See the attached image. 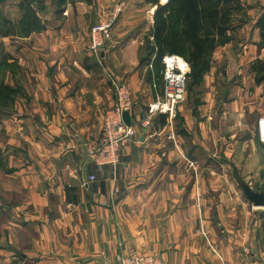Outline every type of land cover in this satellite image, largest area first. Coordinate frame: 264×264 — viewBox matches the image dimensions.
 Listing matches in <instances>:
<instances>
[{"label": "crops", "instance_id": "crops-1", "mask_svg": "<svg viewBox=\"0 0 264 264\" xmlns=\"http://www.w3.org/2000/svg\"><path fill=\"white\" fill-rule=\"evenodd\" d=\"M1 1L15 9L7 24L22 20L21 0ZM29 1L41 28L1 42L18 59L26 92L7 176L18 186L10 192L20 194L10 209L15 223L0 237V264H117L130 252L162 264L264 261V207L237 186L264 193V144L256 137L264 117V66H257L264 65L257 27L264 0H239L242 23L214 48L202 83L173 119L147 113L162 84L156 91L138 63L137 21L127 12L140 0H128L101 63L87 53L88 32L113 0H66L59 11L51 0ZM105 68L128 83L137 129L116 167L96 166L85 148L114 103Z\"/></svg>", "mask_w": 264, "mask_h": 264}, {"label": "rangeland", "instance_id": "rangeland-1", "mask_svg": "<svg viewBox=\"0 0 264 264\" xmlns=\"http://www.w3.org/2000/svg\"><path fill=\"white\" fill-rule=\"evenodd\" d=\"M234 1L236 0H212L211 3L205 4L207 7H210V8H214L216 6L219 9H224L225 11L224 13H215L214 15H212L211 19L207 21V22L212 23L217 19H221L224 22L222 25V27L224 28L222 29L223 31H221L220 36L216 33V28L211 29L212 27H210L209 29L202 27L201 30L198 32V34H201V37H205L206 33H203V32L206 31L209 36L213 37L212 40L215 41L213 44L214 47L210 50L209 54L207 55L208 56V61L206 65L207 67H205L206 69L204 70L200 78L198 79V82L197 80L194 82L192 81L193 76L191 75V73H193V71L195 70V66H193L192 63L186 60L184 57L180 55L178 56V54L176 53L172 54L168 52L167 50L161 49L155 39V35L158 32V28H159L158 26L159 20L160 19L165 20L169 16L170 11H172L176 7H179L182 4L183 0H140L139 6L136 7L134 11H132V9L135 7L134 5L136 3L132 5V8L130 9V11L127 12L130 14H127V16H132V19L136 18L135 20L137 21V23L134 26V29L138 30L139 32L138 40L140 41V48H139L140 51H138V63L140 62L141 65L148 67L146 71V76L150 79L151 82L153 80L155 84L154 89L156 91L159 90V85L162 84V91H163V77H162L163 62H162V59L164 56L175 55L179 57L184 63H186L188 67V72L185 75L184 94H183L182 100L175 106L173 110V114L169 115V113L167 114L159 113V114H150V115H165L168 119H173L176 116L178 108L180 106H183L186 103V101L190 102V99L189 97L187 98V95L188 94L191 95V93H193V90H192L193 85L196 84L195 85L196 87L194 86L193 87L197 88V84L199 85L202 83L203 76L206 73V70L210 66L211 55L213 53L214 48L218 46H224L227 43H229L232 37L231 31L235 29L237 26H240V24L242 23V21L241 23H239L238 20L244 19V16L246 13L243 7L240 11H233V10L228 11L227 8L232 6V3ZM128 3H129L128 0H113V2L109 4L107 8H103V9H107L106 13L107 12L114 13V10L120 7V12L116 13L118 15H117L115 26H113V30L116 27L123 13L127 9H129L130 6H127ZM12 10H15V9H13L10 6H8L7 8H4V6H2V1L0 0V237L3 234V230L11 227L12 226L11 223H15L14 214L11 213L10 209L17 205L18 200H17L16 193L20 194V192L16 191V193L14 194L10 192L9 189L17 190L18 186L14 185L11 182H7L8 180L7 176H9L10 174L14 172L13 166L14 165L16 166L15 158L18 157L17 147H18V142H19L18 138L20 137L19 134L17 133L18 132L17 131L18 130V125H17L18 108L17 107H18L19 99L21 97H24L25 92H26V90L24 89L22 85L25 79L21 76V73L19 71L18 59L16 57L12 58L11 56H7V54L3 53V49L1 46L2 36L9 33L7 32L8 30L11 31L12 28H16L17 30V28L19 27V26H16L17 23L15 24L14 22L12 23L15 25H13L12 23H8V25L5 24L6 16H8L7 15L8 12L11 14ZM95 16L96 18L91 28L97 24V21H98L97 13H95ZM193 18L197 20V15L194 16ZM229 18L230 20L231 18H234L233 22L229 21L228 20ZM234 22H235V25H234ZM231 26H233L232 29H231ZM91 28L89 29V32H88L87 53L91 57L96 58V60L101 63L103 60L101 57V53L109 48L111 40H112V35H111V39L109 43L105 47H103L102 51H100L99 54L97 52L95 53L89 49ZM113 30H112V34H113ZM221 65L223 66V64ZM197 68L199 67L197 66ZM105 76L107 78V82L110 85L109 87L111 88L113 92L114 99H115L116 94H115V88H113L112 83L125 84L129 88L128 83L124 79L117 78L110 70L106 68H105ZM8 82L11 83L10 86L12 87V93L9 96L5 97L6 92L3 91V87H4L3 85H5V83H8ZM129 92H130V97L132 100V93H131L130 88H129ZM161 97L162 95L158 96L153 101V103L159 100ZM130 112H128L129 117L131 116ZM130 120H131V125L129 126H133V128L137 132L135 125H133L132 123L131 117H130ZM257 122H256V137L258 140ZM142 126L147 127L148 126L147 121H143ZM136 136L134 138H136ZM134 138H132V140ZM97 139L91 143L86 144V147H85L86 154L89 160H90L89 150L93 147V145L96 144ZM121 150L122 149L119 150V159H120L119 163L111 167H116L120 164ZM105 166H108V165H105ZM105 166H100V167H105ZM219 170H220L219 167L214 166L213 171L216 172ZM203 172L209 173V171H203ZM239 190L241 191L240 187H239ZM3 208H5V210H2ZM131 254L134 255V254H140V253L130 252L124 256H121L117 264H119L121 258L128 257ZM140 255H143L144 257L154 256L151 254H140Z\"/></svg>", "mask_w": 264, "mask_h": 264}, {"label": "built area", "instance_id": "built-area-1", "mask_svg": "<svg viewBox=\"0 0 264 264\" xmlns=\"http://www.w3.org/2000/svg\"><path fill=\"white\" fill-rule=\"evenodd\" d=\"M105 10V11H104ZM101 9L97 13V24L90 30L89 49L99 54L112 35L120 7L114 13ZM163 91L162 97L156 102L148 104L149 114L169 113L173 114L175 106L182 100L184 94L185 75L188 67L179 57L166 55L162 59ZM115 88V102L110 110H107L102 118L99 137L96 144L89 150V157L96 166H115L119 163V150L132 140L137 134L133 126H128L123 121V113L130 112L133 102L129 88L125 84L112 83ZM258 140L264 143V117L257 122ZM89 180L94 178L90 176ZM119 264H162L155 256L144 257L140 254L130 255L120 259ZM246 264H264L263 261H251Z\"/></svg>", "mask_w": 264, "mask_h": 264}, {"label": "trees", "instance_id": "trees-1", "mask_svg": "<svg viewBox=\"0 0 264 264\" xmlns=\"http://www.w3.org/2000/svg\"><path fill=\"white\" fill-rule=\"evenodd\" d=\"M55 6V10L59 11L63 8L66 0H51ZM212 0H183L179 7L174 8L170 11L169 16L164 20L160 19L158 22V32L155 35V39L161 49L167 50L170 53H176L178 56L184 57L186 60L190 61L195 70L191 75L193 76L192 81H198L204 70L207 67L208 54L210 50L214 47L213 37L209 36L206 31L203 33L205 37H201L198 32L202 27L214 29L216 28V33L220 36L221 31L224 27L223 21L217 19L214 22H207L211 19L212 15L215 13H224V9H219L218 7L210 8L207 7L206 3H211ZM25 5V10L22 20L17 22L16 28L8 30L7 32L13 33L14 35L23 36L37 31L41 28L38 19L33 15L29 8L31 1H21ZM228 11H240L242 9L239 0L232 3V6L227 8ZM197 15V20L193 18ZM192 18V19H191ZM234 18L228 19L233 22ZM169 20V21H167ZM238 20V19H237ZM227 21V20H225ZM241 23L242 19L238 20ZM7 24V21H5ZM8 25V24H7ZM235 25V22H234ZM10 27V26H9ZM233 26H231L232 29ZM257 27L260 29L261 41L264 44V14L259 18L257 22ZM227 30V29H225ZM7 35V34H6ZM197 66L199 68H197ZM257 66H264L263 64H257ZM193 84V83H192ZM195 84V83H194ZM3 91L6 92L5 97L12 93V87L9 85H3Z\"/></svg>", "mask_w": 264, "mask_h": 264}, {"label": "water", "instance_id": "water-1", "mask_svg": "<svg viewBox=\"0 0 264 264\" xmlns=\"http://www.w3.org/2000/svg\"><path fill=\"white\" fill-rule=\"evenodd\" d=\"M22 1H27V0H22ZM123 121L126 125H131V120L129 117L128 112L123 113ZM239 187L241 188V191L248 200V202L251 203L252 206L254 207H264V193L263 192H256L252 190L248 185L244 183H238Z\"/></svg>", "mask_w": 264, "mask_h": 264}]
</instances>
